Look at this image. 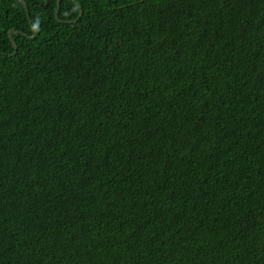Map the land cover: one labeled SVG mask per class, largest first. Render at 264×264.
<instances>
[{
	"label": "trees",
	"instance_id": "obj_1",
	"mask_svg": "<svg viewBox=\"0 0 264 264\" xmlns=\"http://www.w3.org/2000/svg\"><path fill=\"white\" fill-rule=\"evenodd\" d=\"M0 264H264V0H0Z\"/></svg>",
	"mask_w": 264,
	"mask_h": 264
},
{
	"label": "water",
	"instance_id": "obj_2",
	"mask_svg": "<svg viewBox=\"0 0 264 264\" xmlns=\"http://www.w3.org/2000/svg\"><path fill=\"white\" fill-rule=\"evenodd\" d=\"M74 1V0H73ZM60 4V3H59ZM58 16V9H57V11H56V17ZM14 32V30H11V32H10V36H11V39H12V41H13V37H12V33ZM13 43H14V45H15V47H16V49H17V46H16V44H15V42L13 41Z\"/></svg>",
	"mask_w": 264,
	"mask_h": 264
}]
</instances>
